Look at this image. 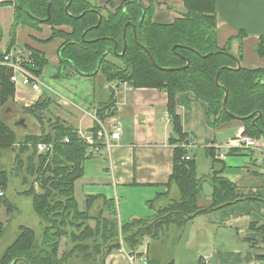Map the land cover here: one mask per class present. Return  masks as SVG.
<instances>
[{"label":"trees","instance_id":"trees-1","mask_svg":"<svg viewBox=\"0 0 264 264\" xmlns=\"http://www.w3.org/2000/svg\"><path fill=\"white\" fill-rule=\"evenodd\" d=\"M68 2L67 13L65 6ZM182 2L181 16L168 23L153 21V0L148 5L141 0H123L118 6L107 2L113 10L87 0L0 2L13 6L10 40L4 51L0 49V59L13 47L18 25H67L70 31L53 29L51 36L64 39L59 49L58 76H64L67 69L81 75H92L100 61L96 73H102L108 82H126L135 88H158L166 92L167 112L172 122L169 143L174 145L173 169L166 186L176 187L179 194L158 208L152 219L119 221L114 202L110 200H104L98 214L90 216L89 210L96 196L86 197L84 208L79 209L74 184L83 175L84 160L91 156L86 142L78 136L75 127L57 118L49 120L47 131L26 133L18 139L13 128L1 117V108L13 100L15 87L9 80L11 68L0 65V154L7 149L14 154L13 169L0 170V189L6 190L10 178L20 176L24 189L19 194L30 197L41 227L38 241L32 228L19 225L15 239L0 255V264H11L14 260L17 264H70L72 258L87 264H104L106 255L113 249L123 246L131 255L145 235L153 240L159 239L172 227L181 230L199 213L252 198L264 202V197L239 194L236 185L221 175L224 163L215 157V148L208 147L207 155L211 159L207 178L211 186L210 203L203 208L197 204L203 193L204 180L197 175L195 161L185 159L187 151L179 145L187 133L183 131L181 118L176 112V96L192 91L207 104L208 126L216 129L227 121L235 120L229 112L241 118L237 120L244 134L258 140L264 138V67L240 65L236 68V60L231 55L241 61L243 31L230 37L226 46L217 44L216 0ZM48 6L50 17L46 20ZM143 11L144 17L140 22ZM124 27L126 47L119 55L124 47ZM2 35L0 26V42ZM234 40H238L236 53L231 50ZM256 52L264 57V32L258 36ZM109 55L120 64L108 58ZM28 58L30 61L26 62V67L40 76L46 64L44 55L33 49L29 50ZM186 63L188 65L183 67ZM225 94L226 111L222 108ZM50 103L51 98L43 95L33 104L24 106L23 112L33 116L42 126ZM110 105L97 110L99 119L104 118V110L110 109ZM97 128L95 123L91 130ZM38 144H45L50 149L39 150ZM1 205L7 212L15 209L4 195L0 196ZM92 220L93 226L88 224ZM249 227L260 233L264 242V223L250 222ZM2 230L0 223V235ZM63 236L68 237L72 245L60 254L58 249ZM249 244L256 261L264 262V247H257L253 241Z\"/></svg>","mask_w":264,"mask_h":264},{"label":"crops","instance_id":"crops-1","mask_svg":"<svg viewBox=\"0 0 264 264\" xmlns=\"http://www.w3.org/2000/svg\"><path fill=\"white\" fill-rule=\"evenodd\" d=\"M5 1L12 0H0ZM87 1L113 10L107 2L118 6L123 0ZM141 1L148 5L151 0ZM153 2V21L157 23L172 22L183 12L182 0ZM12 15L11 3L0 4V26L3 32L1 42L4 35L8 37L3 47L0 42V49L3 51L10 40ZM216 27L217 44L220 47L226 46L230 37L236 36L240 31L245 32L241 39L240 64L247 68L264 67V57L256 52L258 36L264 32V0H216ZM53 29L65 32L71 30L67 25L53 27L45 23L37 27L17 26L10 51L26 55L29 50L34 49L44 55L46 64L39 76L40 89L35 91L29 85H14V98L7 102L8 105L24 107L33 104L43 95L47 96L51 98V103L49 111L45 113L50 120L57 118L77 130L89 132L97 124L93 116L99 119L97 110L112 103L110 109L104 110V118L99 120L109 128L119 124L120 136L118 139H111L108 147L101 145L100 149L91 152V156L84 160L83 175L75 181L74 191L81 192L83 205L86 197L96 196L92 205L96 210L104 206V200L114 202L119 221L152 219L158 208L179 195L175 187L166 186L173 169L174 147L169 143L172 122L167 112L166 92L158 88H135L126 82H108L100 72L81 75L67 69L64 76H58L59 49L64 39L59 36L51 37ZM237 49L238 40H234L231 50L236 53ZM175 101L183 131L196 143L189 151L196 163L197 175L204 180L203 193L197 199L198 206L203 208L210 203L211 186L207 178L211 171V159L206 148L215 146H221L220 151L226 155H234L220 160L224 163L221 175L236 185L237 192L244 196L264 197L263 158L251 159L247 156V151L239 147H232L230 150L223 147L243 131L240 121L230 120L214 129L206 123V102L197 98L192 91L178 94ZM7 103L1 108V117ZM22 121L23 118L18 119V122ZM13 130L15 131L14 128ZM201 147L204 152L201 157L202 168L198 155ZM259 148L261 149H251V152L255 156L259 153L264 156V139H261ZM19 183L21 189L16 191L18 195L24 189L20 180ZM9 184L10 180L8 186ZM8 186L4 190L7 199ZM8 213L11 212H7L6 207L1 205L0 223L3 227ZM104 214L107 215V212ZM250 222L264 223L262 200L252 198L199 213L181 230L172 227L167 235L159 239L153 240L145 235L131 254L133 262L129 261L130 254L122 246L107 254L104 264H264L256 261L250 247L249 241L255 242L259 248L264 247L261 234L249 227Z\"/></svg>","mask_w":264,"mask_h":264},{"label":"rangeland","instance_id":"rangeland-1","mask_svg":"<svg viewBox=\"0 0 264 264\" xmlns=\"http://www.w3.org/2000/svg\"><path fill=\"white\" fill-rule=\"evenodd\" d=\"M7 38L8 37L4 35V38L1 42L2 47L3 45H5ZM108 58L120 64V62L117 59H114L112 56L109 55ZM8 104L9 103H7L6 105L7 107L5 106L3 108L2 118L5 123H7L10 127H13L15 129L18 139H21L25 133H40L42 131L48 130L49 128L48 124H49L50 118L47 113H45V117H44V123H43L44 126L43 125L39 126L38 122H36V120H34L33 117L25 115V113L23 112V107L15 106L13 104H10V105ZM19 118H23V121L21 123L18 122ZM25 124L26 126H24ZM261 139H264V138H260L257 140L259 145H260ZM259 149L261 148H258V150ZM242 150L247 151V156L251 159H253L254 157L259 159V157H261V159L263 158L262 160H264V156H261V153H259L258 156H255L254 152H251V150L249 149H242ZM203 154H204L203 148L201 147L198 150L199 163H200L201 168L203 167V159L201 158L203 157ZM13 155L14 154L10 149L2 151V155H0V170L1 169H5V170L13 169L12 167L13 166L12 164ZM198 155H196V161H198ZM233 156L234 155L232 153H229L226 155L227 158L233 157ZM14 177L18 178L21 182L20 176L19 177L13 176L12 178H10V184L8 186L7 197L10 200V202L16 207V209L13 210V212L10 211L11 213H8L6 216L7 222H4V227L0 235V255L2 251L5 249V247L8 246L15 239L16 235L18 234V226L20 224L32 228L35 231L36 238L38 239V241L40 240V234H41L40 219L33 211L32 202H31L30 197L18 195V193H16L17 190L21 189V186H20L19 180L14 179ZM74 195L76 197L75 199L77 201L78 208L83 209L84 203L82 200L81 192H77L75 190ZM98 212H99V209L96 210L93 206L89 210L90 216H96ZM88 224L93 226L94 221L93 220L88 221ZM70 229L71 228H69V230ZM71 245L72 243L70 242L69 238L66 236H63L61 238L59 249H58L59 253L61 254L64 250H67ZM69 263L70 264H87L83 262L81 259H76V258H72L69 261Z\"/></svg>","mask_w":264,"mask_h":264},{"label":"built area","instance_id":"built-area-1","mask_svg":"<svg viewBox=\"0 0 264 264\" xmlns=\"http://www.w3.org/2000/svg\"><path fill=\"white\" fill-rule=\"evenodd\" d=\"M29 54V52H28ZM28 54L24 55L21 53H16L9 51L3 55L0 59V65L7 66L11 68L12 73L10 75L9 80L14 84H23L29 85L33 90L37 91L41 87V82L39 80V76L34 75L30 70L26 67V62L30 61L28 58ZM114 82V81H113ZM116 82V81H115ZM119 82V81H117ZM95 121L98 124V128L96 130L91 131H82L77 130V134L80 138H82L87 146L88 151L93 152L100 149L101 145L110 146L111 139H118L121 132V126L119 124H115L112 128L104 126L96 116H93ZM65 141H68L65 138ZM181 147H183L187 153L184 156L185 159H190L191 156L189 154V150L195 147V141L189 137L185 136L184 139L179 143ZM221 146H215V157L219 160H224L226 157V153L220 151ZM223 147H226L227 150H230L232 147H239L241 149H258L260 145L257 142V139L252 138L246 134L239 133L234 139L228 141ZM37 148L39 150H48L50 149L49 146L45 144H38ZM4 195V191L0 189V196ZM133 255H129L128 259L130 262H133ZM206 261V259H205Z\"/></svg>","mask_w":264,"mask_h":264},{"label":"water","instance_id":"water-1","mask_svg":"<svg viewBox=\"0 0 264 264\" xmlns=\"http://www.w3.org/2000/svg\"><path fill=\"white\" fill-rule=\"evenodd\" d=\"M69 3H70V2H68L67 5L65 6V11H66L67 13H68V5H69ZM49 9H50V6H48V9H47L48 17L46 18V20H48L49 17H50ZM143 17H144V11H143V13H142V15H141L140 22L143 20ZM100 18H101V17H99V22H100ZM98 25H99V23L97 24V26H98ZM125 29H126V28L124 27V28H123L124 47H123L122 52H121V53H118L119 55H122V54L124 53V50H125V47H126V43H125ZM145 51H147V50L145 49ZM231 56L236 60V63H237V67H236V68H238V67L241 65L240 62L236 59L235 56H233V55H231ZM149 58H150V60H151V62H152L153 64H156L155 61L153 60V58H152L151 56H149ZM99 63H100V61L98 62V64H97V68H96V70L93 72V74H95V73L98 71V69H99ZM187 65H188V63H186V65L183 66V67H186ZM162 69H170V68H162ZM220 69H221V68H220ZM220 69L218 70L217 75H218ZM216 81H217V76H216ZM226 97H227V96H226V94H225V96H224V98H223V100H222V108H223L225 111H226V106H225ZM228 114H229L231 117H233V119H241L240 117L234 116L233 114H231V113H229V112H228ZM11 264H17V260H14Z\"/></svg>","mask_w":264,"mask_h":264}]
</instances>
